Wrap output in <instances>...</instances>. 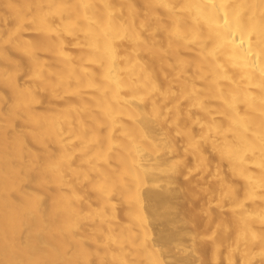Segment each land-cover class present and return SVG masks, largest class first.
I'll list each match as a JSON object with an SVG mask.
<instances>
[{"label": "bare ground", "instance_id": "6f19581e", "mask_svg": "<svg viewBox=\"0 0 264 264\" xmlns=\"http://www.w3.org/2000/svg\"><path fill=\"white\" fill-rule=\"evenodd\" d=\"M0 264H264V0H0Z\"/></svg>", "mask_w": 264, "mask_h": 264}, {"label": "rangeland", "instance_id": "374dc122", "mask_svg": "<svg viewBox=\"0 0 264 264\" xmlns=\"http://www.w3.org/2000/svg\"><path fill=\"white\" fill-rule=\"evenodd\" d=\"M179 185H180V184H179ZM177 186H178V184H177ZM186 205H187L186 203H185V205L182 204V205L179 207V210H180V211H184V210L186 209V207H187ZM185 206H186V207H185ZM192 218H193V217H192ZM192 218L190 219L189 222H192V221H191ZM160 228L162 229L163 226H162V225H161V226L159 225V227H158V226L156 227V229H158V230H159ZM161 229H160V230H161ZM184 237H185V236H184ZM188 240H189V238L187 239L186 242H184L185 245L188 246L190 249H194V250H195L196 247H197V245L194 244V241H193V240H191V239H190V241H188ZM191 247H193V248H191ZM184 253L186 254L187 252H184ZM184 253H182V254H184ZM177 259H178V260H177ZM180 259H181L180 256H178V257L176 256V257H174V258H171L170 261H172L171 263H174V262L177 263Z\"/></svg>", "mask_w": 264, "mask_h": 264}]
</instances>
